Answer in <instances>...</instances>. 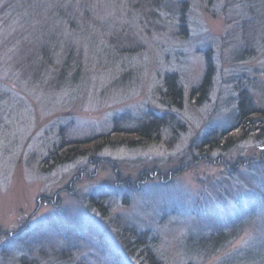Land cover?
Returning <instances> with one entry per match:
<instances>
[{
    "label": "rangeland",
    "instance_id": "rangeland-1",
    "mask_svg": "<svg viewBox=\"0 0 264 264\" xmlns=\"http://www.w3.org/2000/svg\"><path fill=\"white\" fill-rule=\"evenodd\" d=\"M13 1L0 0V264H264V130L200 146L231 127L241 91L264 111V0ZM172 73L181 108L162 99ZM148 112L173 116L157 144L48 161ZM102 192L103 211L89 201ZM131 230H149L154 259ZM217 232L218 247H194Z\"/></svg>",
    "mask_w": 264,
    "mask_h": 264
},
{
    "label": "trees",
    "instance_id": "trees-1",
    "mask_svg": "<svg viewBox=\"0 0 264 264\" xmlns=\"http://www.w3.org/2000/svg\"><path fill=\"white\" fill-rule=\"evenodd\" d=\"M27 3L30 5L31 0H16L12 2V7H14L16 11L27 12L29 11V8L26 9ZM12 7L11 9H13ZM77 17L78 15L76 18ZM74 18L68 17V23L69 20L70 23H74V21L77 22V20H75L76 18ZM206 58L205 74L199 85L194 87L192 90L193 94L196 92L199 93L198 100L201 99V97H208L215 74V69L210 56L207 55ZM164 87L165 90L162 92V99L168 105V107L181 108L183 101V89L179 84L178 76L174 73L168 74L165 78ZM263 118L264 111L256 110V105L250 93H247L246 90L241 91L237 106V114L234 116V121L231 127L221 130L219 133L218 131L216 132V130L210 131L204 136L200 146L208 147V150L209 148L214 150L230 148L235 144L236 140H241L247 137L253 131L264 130ZM135 121L136 122L125 124L126 122L123 123L122 119L121 122L115 120L114 126L111 130L112 134L108 133L105 136H99L93 138L92 140L74 142L63 140L59 146L54 148L49 153L48 161L50 164L56 166L70 162L77 157H95L96 154L100 153L106 148H115L119 146L138 148L157 144L159 140H161L164 130L167 129L169 124L173 121V116L167 113L159 115L154 112H148L145 116ZM175 132L176 130L173 133ZM114 134H119L120 136H116L117 139H114L112 137ZM105 195V192L99 193L97 196L92 195L90 196L89 201L92 205L103 211L105 209L103 201L108 199L105 197ZM228 234L224 232H217L209 239L208 243L207 239H199L197 243H195L194 247H196V249H206V247H210V250L214 249L218 247L221 242L227 240ZM127 236L131 243L132 240H134L133 244L135 247L140 249L144 248L141 254L144 253L145 256H149L151 259H154L150 249L148 248L147 251L145 249L149 240V230L144 231L140 235L134 231L132 232L131 230ZM65 255L68 254L66 253Z\"/></svg>",
    "mask_w": 264,
    "mask_h": 264
}]
</instances>
